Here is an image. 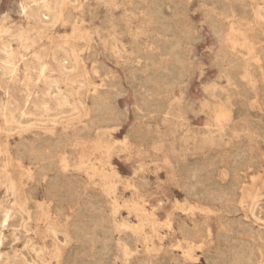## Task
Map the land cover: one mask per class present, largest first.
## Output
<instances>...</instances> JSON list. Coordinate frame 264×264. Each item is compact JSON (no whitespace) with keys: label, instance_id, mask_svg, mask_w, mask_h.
Listing matches in <instances>:
<instances>
[{"label":"rangeland","instance_id":"374dc122","mask_svg":"<svg viewBox=\"0 0 264 264\" xmlns=\"http://www.w3.org/2000/svg\"><path fill=\"white\" fill-rule=\"evenodd\" d=\"M250 2L264 30V0ZM59 3L61 14L46 22L41 10L50 15ZM154 4L165 17L154 15ZM247 31L234 7L225 11L215 0H0V57L9 53L16 68L10 75L0 62V105L26 100L28 122L50 121L41 129L63 140L52 156L64 179L61 192L75 191L55 204L41 182L28 197L31 245L41 248L45 262L210 264L222 234L246 242L251 229L264 264V51L243 43L239 34ZM60 47L73 70L62 71L55 60ZM229 57L246 69L244 95L231 94L238 87L227 76L234 67ZM138 71L161 77L139 82ZM55 79L61 92L76 91L70 102L77 110L67 117H51L64 104ZM93 100L103 112L94 111ZM23 130L0 132V161L15 156L0 166V177L28 195L37 165L16 157L20 141L33 136ZM234 152L246 156L240 167ZM216 164L225 170L198 172L204 194H189L188 170ZM227 171L235 175L241 201L226 188ZM4 193L1 184L0 223L8 205ZM51 225L68 238H56ZM82 225L89 227L87 236L77 230ZM191 227L200 234H187ZM95 228H103L106 248ZM0 264L33 263L23 241L7 237Z\"/></svg>","mask_w":264,"mask_h":264},{"label":"bare ground","instance_id":"6f19581e","mask_svg":"<svg viewBox=\"0 0 264 264\" xmlns=\"http://www.w3.org/2000/svg\"><path fill=\"white\" fill-rule=\"evenodd\" d=\"M215 1H217L218 5L222 7L225 11H229L232 7H234L235 11L239 12L240 16L244 21V24H246L249 27V31L239 34V36L242 37L243 43H247L250 46V48L262 49L264 51V30L259 28L258 25L256 24V21L258 20L262 21V18L261 15L257 13V11H254V9L251 7L250 0H245L246 3L244 5L235 4L228 0H215ZM60 4L61 3L57 4L58 7L57 9L56 8L53 9L54 12L52 11L51 7L44 5L43 10L48 11L49 13L52 12L53 13L50 15L49 14L46 15L41 10L40 12L41 17L45 19L46 22H52L56 18V16H59L61 14L59 10ZM172 8L173 7H171V9ZM152 10L156 17L166 16L164 11L160 8L158 4H154V6H152ZM237 31L240 32L239 29H237ZM215 35L220 40L221 30L219 28H216ZM61 52H62V47L57 49L54 57L55 60L60 65L61 70L64 72L73 70L74 67L70 61L69 56L67 55L66 52H62V53ZM229 58L233 63L234 67L231 71L227 73V76L231 80H233L238 87V89L232 88L231 94L240 93L241 95H244L246 91V82H245L246 74H247L246 69L242 66V64L238 61V59H235L233 57H229ZM0 62L2 63L3 68L6 72H8L10 75H15L16 68L14 66L12 56L9 53H4V55L0 57ZM136 77L139 80V82H147L149 78L152 80H156L160 78L161 73L151 72L148 73V75L144 76L140 71H138L136 73ZM63 78H65V76H63ZM53 83L58 90L57 94L61 95L64 104H60L58 109L53 113L51 117H56V118L67 117L68 115L74 113L77 110V106L70 102L72 97L71 94L75 95L76 91L75 89L72 90L68 89L65 92H61L60 88H58V84H59L58 80L55 79ZM143 98H145V96ZM62 106L68 107L69 110H64ZM93 108L94 111L97 113H101L104 111L103 106L97 100H93ZM145 110L147 109L145 108ZM49 123H50L49 120L47 121V123L44 121L28 122V102L26 100L24 103L19 104L14 100L7 99L6 101H2L0 105V132L3 128L12 131L13 128L20 126L24 130L25 129L28 130L29 133H33L32 139L30 141L28 142L22 140L20 141V147L16 151V157H18V159L30 157L32 161H34L35 164L37 165V172L36 174L34 173L35 176L32 175V177L30 178L32 182L29 184L30 186L28 188V195H23L15 191L16 189L15 181L12 180L9 183L8 182L4 183V181L0 177V186L2 184L3 187L5 188V193H4L5 196L3 201L4 203L8 204L3 209V218L0 223V244H3L4 240H6L7 237H9L12 242H17L22 240L23 253L28 254V257L30 258V262H32L33 264L35 263V261H41L42 264H48L42 259V253L40 252L41 248H38L35 245H31V240H30V232L32 231V229L29 226V222L34 218V215H33V211L30 210L31 205L28 203V197L32 196L34 187L37 184L43 182L46 197L52 199L54 201L53 203L55 204H60L63 200H68V198L72 199L75 196V191L70 186H68L69 187L68 192L66 193L61 192L64 184V179L62 177L61 171L58 170L57 164L53 160L52 156L54 153L57 152L63 140L55 136L52 129H49V131L46 133L43 132L41 126H44V124L49 125ZM232 157L234 158L236 167H240L246 162V156L242 152H236V153L234 152L232 154ZM12 158H15V156L11 157V159ZM11 159H4V161L2 160L3 162L0 161V166L2 167L8 166L10 164ZM224 170L225 167L221 164H216V166H212L210 168L202 166L199 169L188 170V184H187L188 193L193 196H199L204 194L201 190V185H200V182L202 180L198 178L199 171L206 172V174L209 173L215 174L218 173L219 171H224ZM0 173H1V167H0ZM226 182H227L226 184L227 190L230 192H235V198L238 201H241L242 195L241 192L236 189L235 175L230 171L226 172ZM260 199H261L260 196L254 197L255 202H258ZM60 211L61 209H58V212ZM93 220L94 219H92V221ZM48 228L53 232V235L56 238H58L60 241H65L64 239L68 238L67 234L57 232L55 226L51 225L48 226ZM88 229L89 227L87 225H82L77 230L82 231L84 233L83 236H87L89 234ZM246 230L249 233V239L246 242L240 240L239 238L235 237L232 234L229 233L222 234L221 238L223 244L216 254L207 257L209 263L210 264H259L262 258V253L260 252V246H259L260 245L259 238L255 233L251 231V229H246ZM234 231L235 232L237 231L236 228H234ZM6 232H8V234ZM186 232L187 234H193L195 237L200 234L198 228H192V227L188 229ZM103 233H104L103 228L94 229V235L96 239L99 240L100 246L106 248V246L109 243L108 242L105 243L104 241H102L101 235ZM75 234L79 236V234L77 233ZM72 242H73V247L75 248L77 243L75 237ZM155 264H166V263L159 260L155 262Z\"/></svg>","mask_w":264,"mask_h":264}]
</instances>
